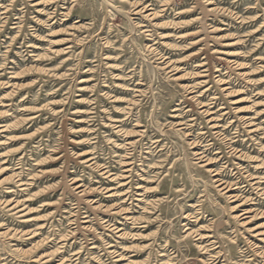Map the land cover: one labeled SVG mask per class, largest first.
I'll list each match as a JSON object with an SVG mask.
<instances>
[{"label": "rangeland", "instance_id": "obj_1", "mask_svg": "<svg viewBox=\"0 0 264 264\" xmlns=\"http://www.w3.org/2000/svg\"><path fill=\"white\" fill-rule=\"evenodd\" d=\"M0 264H264V0H0Z\"/></svg>", "mask_w": 264, "mask_h": 264}]
</instances>
